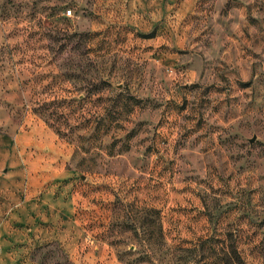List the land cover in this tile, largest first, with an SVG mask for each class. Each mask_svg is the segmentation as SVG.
I'll list each match as a JSON object with an SVG mask.
<instances>
[{"label": "rangeland", "instance_id": "1", "mask_svg": "<svg viewBox=\"0 0 264 264\" xmlns=\"http://www.w3.org/2000/svg\"><path fill=\"white\" fill-rule=\"evenodd\" d=\"M0 264H264V0H0Z\"/></svg>", "mask_w": 264, "mask_h": 264}, {"label": "built area", "instance_id": "2", "mask_svg": "<svg viewBox=\"0 0 264 264\" xmlns=\"http://www.w3.org/2000/svg\"><path fill=\"white\" fill-rule=\"evenodd\" d=\"M69 12L71 13V10Z\"/></svg>", "mask_w": 264, "mask_h": 264}]
</instances>
